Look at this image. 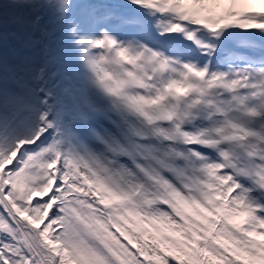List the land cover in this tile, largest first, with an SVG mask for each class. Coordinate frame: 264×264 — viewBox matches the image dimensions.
Masks as SVG:
<instances>
[{
    "label": "snow or ice",
    "instance_id": "snow-or-ice-1",
    "mask_svg": "<svg viewBox=\"0 0 264 264\" xmlns=\"http://www.w3.org/2000/svg\"><path fill=\"white\" fill-rule=\"evenodd\" d=\"M0 264H264V0H0Z\"/></svg>",
    "mask_w": 264,
    "mask_h": 264
}]
</instances>
